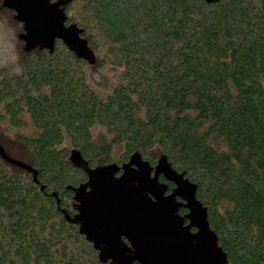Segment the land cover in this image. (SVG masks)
I'll return each instance as SVG.
<instances>
[{
  "label": "trees",
  "instance_id": "16d2710c",
  "mask_svg": "<svg viewBox=\"0 0 264 264\" xmlns=\"http://www.w3.org/2000/svg\"><path fill=\"white\" fill-rule=\"evenodd\" d=\"M64 11L93 65L56 41L0 70V145L38 173L35 184L0 157V264H101L60 212L75 215L67 187L87 180L73 150L91 168L165 156L196 185L228 264H264V0H70Z\"/></svg>",
  "mask_w": 264,
  "mask_h": 264
},
{
  "label": "water",
  "instance_id": "95a60500",
  "mask_svg": "<svg viewBox=\"0 0 264 264\" xmlns=\"http://www.w3.org/2000/svg\"><path fill=\"white\" fill-rule=\"evenodd\" d=\"M204 1L214 4L220 0ZM69 3L70 0H3L2 7L13 11L14 20L23 24V33L18 37L24 43L23 52L53 53L55 42L60 41L78 60L95 63L93 52L81 38L82 30L65 24L64 7ZM0 157L31 174L38 183V173L8 156L1 145ZM69 161L87 180L78 187H67L72 192L76 214L70 217L60 212L92 244L101 264H228L209 227L207 210L196 199V185L184 173L176 172L165 156L151 166L135 152L121 166L91 168L73 150ZM167 183L173 188L169 189ZM51 196L59 204L57 194ZM180 209L187 213L181 216ZM192 229L196 232L192 233Z\"/></svg>",
  "mask_w": 264,
  "mask_h": 264
},
{
  "label": "rangeland",
  "instance_id": "374dc122",
  "mask_svg": "<svg viewBox=\"0 0 264 264\" xmlns=\"http://www.w3.org/2000/svg\"><path fill=\"white\" fill-rule=\"evenodd\" d=\"M1 3L0 1V7ZM11 14L0 11V70L7 67L11 71H17L22 51V45L18 39L21 26L12 20ZM14 155L17 156L18 153Z\"/></svg>",
  "mask_w": 264,
  "mask_h": 264
},
{
  "label": "flooded vegetation",
  "instance_id": "af4514ba",
  "mask_svg": "<svg viewBox=\"0 0 264 264\" xmlns=\"http://www.w3.org/2000/svg\"><path fill=\"white\" fill-rule=\"evenodd\" d=\"M2 2H3V0H2ZM0 11H6V12H10V13H12V14H13V15L11 14L12 20L15 21V20H14L15 13H14L13 11H11V10H8V9L2 7V4H1ZM15 22H17V21H15ZM17 23L21 26V32H20V34H22V33H23V24H22V23H19V22H17ZM20 34H19V35H20ZM19 35H18V37H19ZM18 39H19V38H18ZM19 41H20V40H19ZM20 42H21L22 50H23L24 43H23L22 41H20ZM167 184H168V183H167ZM167 194H168V193H167ZM181 211H186V210H184V209H180L179 214H180L181 216H183L184 214L187 213V211H186L185 213L181 214ZM75 214H76V212H75ZM186 224H187V222L185 223V225H186ZM191 232H192V233H195L196 230H195V229H192Z\"/></svg>",
  "mask_w": 264,
  "mask_h": 264
}]
</instances>
